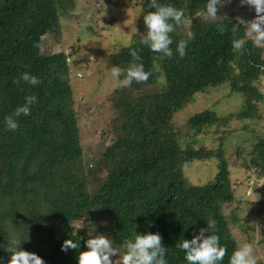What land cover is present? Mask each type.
<instances>
[{"label": "trees", "instance_id": "16d2710c", "mask_svg": "<svg viewBox=\"0 0 264 264\" xmlns=\"http://www.w3.org/2000/svg\"><path fill=\"white\" fill-rule=\"evenodd\" d=\"M59 2L0 0V257L7 264L6 248L16 237L27 238L21 249L37 254L45 264H77L87 238L75 225L94 221L98 235L124 247L136 233H159L167 248V264H187L177 245L214 220L209 234L217 235L226 250L220 264H229L238 246L223 211L234 197L228 164L221 148L182 146L172 119L195 93L222 83L243 96V108L235 118L259 116L257 104L264 93L257 81L264 74V46L254 45L251 37L243 36L241 24L225 16L215 23L193 21L185 33L177 32L184 25L175 26L169 33L173 55L165 58L141 43L147 31L143 16L154 11L150 0H143L132 41L109 53L107 61L111 68L126 70L132 62L130 52L136 50L138 63L150 75L146 81L117 86L109 94L112 138L98 167L94 163L101 155L85 158L80 142L75 100L66 78L68 53L40 50L42 36L61 32ZM157 2L181 10L186 18L203 10L207 0ZM189 32L192 39L181 57L176 45ZM236 39L246 41L239 52L232 48ZM154 57L159 58L165 86L146 91L157 77ZM24 72L40 82L13 83ZM30 95L36 102L29 114L15 117L19 127L7 130L6 117ZM233 116L204 109L187 119L186 128L203 134L228 124ZM249 154L251 165L264 170V137ZM212 157L217 158V171L211 180L192 184L185 178L184 162ZM65 239L77 240L80 247L62 252Z\"/></svg>", "mask_w": 264, "mask_h": 264}, {"label": "rangeland", "instance_id": "374dc122", "mask_svg": "<svg viewBox=\"0 0 264 264\" xmlns=\"http://www.w3.org/2000/svg\"><path fill=\"white\" fill-rule=\"evenodd\" d=\"M142 2L143 0H60L57 7L61 32L45 34L41 38L42 53L60 49L68 53L69 72L66 78L75 100L80 142L85 158L96 159L101 155L94 163L98 167L102 150L112 138L109 120L114 112L109 94L118 86L110 76L112 68L108 64L107 55L132 41V35L138 27ZM217 16H229L240 23L243 36L248 37L245 26L254 18L255 13L252 8L241 6L239 0H225L218 8ZM186 19L191 23L209 20L202 10ZM191 23L179 28L177 32H187ZM153 66L157 77L153 84L147 86L146 91L162 90L165 86L159 58L154 57ZM257 83L264 93V74L258 78ZM243 105V96L239 92L230 91L229 85L222 83L195 93L193 100L176 111L172 120L180 130L179 141L182 146L221 148L230 170L234 196L229 204L223 205V211L237 240V246L250 243L254 249L256 264H264V170L260 166L251 165L249 154L258 138L264 137V98L257 104L259 116L235 118L236 112ZM204 109L214 110L220 116L230 113L234 118L218 129L209 128L208 133L205 131L195 135L186 128V121L193 113ZM246 165L250 166L249 169ZM182 171L190 183H205L217 171V158L184 162ZM234 218L236 219L233 220ZM90 225L94 226L91 236L88 234ZM97 225L92 221L75 226L89 239L98 235ZM112 246L117 254L110 259L114 260L113 264H119V257L125 253L126 247L113 241Z\"/></svg>", "mask_w": 264, "mask_h": 264}, {"label": "clouds", "instance_id": "9594fccd", "mask_svg": "<svg viewBox=\"0 0 264 264\" xmlns=\"http://www.w3.org/2000/svg\"><path fill=\"white\" fill-rule=\"evenodd\" d=\"M225 0H207L203 15L211 22L218 20L217 11ZM241 6H248L253 9L255 16L245 26L246 34L252 38L254 45L264 46V0H239ZM154 11L143 16V24L147 29L141 43L152 52L162 54L170 58L173 51L170 48L172 40L169 33L173 32L175 26L188 25L191 22L184 17V13L171 5H164L157 0H150L149 5ZM223 31V28L220 29ZM192 39V33L187 34V39L179 41L176 45V53L183 57L188 42ZM244 39H236L232 42V48L239 52L245 45ZM132 62L126 70L113 66L110 72L112 79L116 80L118 86H128L133 81L143 82L148 79L150 73L144 70L142 63H138L140 57L136 50L130 52ZM123 78L121 79V77ZM23 82L27 85L36 86L40 81L28 72L22 73L13 83ZM36 102L34 95L27 96L25 103L15 109L14 113L5 119L6 129L15 131L19 125L15 117L27 116L30 106ZM94 226L90 225L89 235ZM215 228V221L208 220L207 227L201 228L191 239H183L177 247L184 253L187 264H220L225 256V248L220 245L219 237L209 234ZM207 233V235L205 234ZM27 239V238H26ZM20 239L13 237L10 240V247L6 251L10 254L7 264H45V261L37 254L21 249ZM80 247L77 240L65 239L60 246L62 252L69 249L76 250ZM126 251L119 257V264H167L165 254L167 248L162 245L159 233L145 232L136 233L133 241L125 242ZM117 250L112 246V241L104 235H96L85 241V250L79 251L76 256L77 264H113L110 257L116 256ZM0 264H5L3 257H0ZM229 264H256L254 249L250 243L240 244L231 254Z\"/></svg>", "mask_w": 264, "mask_h": 264}]
</instances>
